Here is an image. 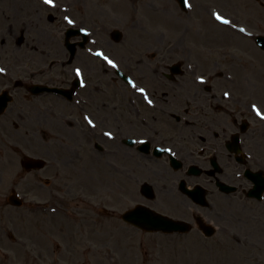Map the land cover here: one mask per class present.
Wrapping results in <instances>:
<instances>
[{
    "label": "flooded vegetation",
    "instance_id": "obj_1",
    "mask_svg": "<svg viewBox=\"0 0 264 264\" xmlns=\"http://www.w3.org/2000/svg\"><path fill=\"white\" fill-rule=\"evenodd\" d=\"M204 1L206 0H193L196 8L195 17L199 20L202 17L201 6ZM212 1L214 5H220ZM174 2L177 4L176 0ZM25 8L26 11L23 12ZM10 9L13 15L16 14V10L23 13L10 19L6 17V12ZM0 17L4 19V22L0 19V69H3L0 72V93L8 92L12 97L8 110L14 112L19 107L26 109L24 113L15 111L13 118L4 113V117H0V127L3 129L5 124L15 125L14 129H7L5 135L20 142L28 153L39 155L45 153L46 155L43 156H49L48 162L51 163L48 165L49 168H44L46 179H38L35 176L26 183L29 189L36 188L34 183L41 186L74 184V180L68 181L64 177H73L70 166H74L77 159L70 158V154L63 156L58 148L68 144L63 142V138L71 141L77 138L85 140L90 145L89 150L97 148L103 150L104 155H119L121 152L124 158L148 160L141 166L148 174H146L148 179L146 177L143 181L151 183L150 178L157 179L151 183L155 189V197L147 199L140 189L139 194L143 200L155 203L166 213L185 218L190 217L192 213L194 198L190 192L180 187L181 181H185L189 189L203 187L206 197H212L226 211L252 210L253 199L246 191L253 184L245 173L248 170L264 173V131L260 133L255 145L249 142V131L241 134L247 140V145H242L241 160L230 152L232 136L240 131L239 120L242 119L244 110L248 108V100L236 101L238 97L236 91L241 92L239 88L241 80L236 72L238 65H235L234 68L237 69L233 70L228 63H223L227 65L226 67L219 64V68H222L212 75L203 70L199 62L195 61L192 68L190 60L181 61L182 56L189 51L188 45L184 43L183 52L175 53V44L170 45V43L166 48L168 52L165 50L167 54L161 51L162 48L160 51L165 56L177 54L178 60L173 56L156 59L152 61L153 65L148 68L147 74H141L140 68L117 57L104 45L106 39L114 38L109 25L120 21L122 17L111 15L109 0H52L51 4H46L42 0H0ZM191 17L187 19L190 20ZM187 19L184 18V21ZM195 31L197 38L203 35V28L200 26ZM68 34L71 42L76 43L73 53L65 45ZM126 35L127 33L121 37L119 44L129 39ZM248 45L241 47L246 54L254 47L251 42ZM99 49L103 50L104 54ZM224 52L225 55L231 53ZM251 53L253 57L254 52ZM229 57L233 63H241L242 68L246 61L252 63V58H243L240 61L233 55ZM109 60L114 61L117 67H112L108 63ZM176 63L180 65L181 70L175 75ZM98 65H102L106 75H110L107 81L98 79L94 82L92 79ZM53 66H61L63 75L52 76ZM118 71L128 75L131 83L117 74ZM186 72L191 74L192 81L197 87L195 91L190 90L189 87L186 97H181L184 105L180 110H176L174 107L179 104L177 101L180 96L173 98L169 90H174V86L181 88L186 84L182 82L183 79L179 80ZM204 77L206 80L202 81ZM211 78H218L221 85L213 83ZM116 79L123 89L122 104L118 105L107 101L110 98L108 92L118 87ZM249 86L251 87L250 84ZM140 89L144 91L141 92ZM225 92L229 93L228 98L225 97ZM245 93H248V90ZM172 98L174 101H171ZM160 99H163L167 105L160 104ZM195 99L197 101H194ZM191 103L196 105L197 111L190 109ZM58 106L63 113L71 110L69 114L64 115V120L72 119L74 126L68 123V127L72 130L65 126H61L59 131L50 129L52 125L48 123V119L53 115L55 118L58 113L55 108ZM74 107L77 110L73 109ZM73 111L75 117L71 118ZM145 113L153 117L148 118ZM114 114H117L118 121L124 124H126V115L131 118H127L129 122L138 119L147 129H143L142 135H133L127 133L125 128H113L111 123L114 121ZM88 120L92 123L89 124ZM94 122L97 125L96 133L93 130ZM20 125L22 130L19 128ZM258 130L259 128L254 135L256 137ZM105 131H113L117 140L110 143ZM49 133L54 142L48 150H43L40 154L36 149V141L41 140L39 138H42L43 134L48 136ZM95 136L106 144L105 148L102 147V143H97V147L95 146L93 141ZM140 137L147 139L144 145L137 142ZM157 146H162L164 150L157 154ZM73 147L75 155L78 156L77 145L73 144ZM167 148L172 152L167 153ZM6 155L8 157H5L4 164L9 166L10 163H15L12 152L8 151ZM65 156L67 159L64 158ZM173 158L178 160V168L174 166ZM64 161H68L65 168L59 164ZM138 163L141 165V162ZM114 165L118 167L117 163ZM120 167L124 169L126 175V168L122 165ZM129 169L131 173L136 170V168ZM192 170L198 172L194 173ZM61 171L66 172L65 176ZM216 177L236 187V191L227 193L220 186H216ZM176 203L180 205L187 203L188 209H164L165 204ZM262 210L264 212V209Z\"/></svg>",
    "mask_w": 264,
    "mask_h": 264
},
{
    "label": "rangeland",
    "instance_id": "obj_2",
    "mask_svg": "<svg viewBox=\"0 0 264 264\" xmlns=\"http://www.w3.org/2000/svg\"><path fill=\"white\" fill-rule=\"evenodd\" d=\"M214 1L220 4L222 14L229 17V20H231L230 24L224 22L216 24L210 17H207L208 15L206 17L211 21H208L206 25L200 24L197 21L199 18L196 17H193L196 20L187 19L184 21L183 13L174 0H131L129 1L130 5L124 12L117 10L122 17L124 16L123 25L128 29L129 39L120 44L106 39L104 45L108 51L113 52L117 57L136 65L138 69L140 68L141 74H147L148 68H151L153 65L152 61L156 59H167L173 56L175 60H178L177 54L167 56L163 54H167V44H175V53L178 51L182 53V45L184 46L185 43L190 48L182 56L181 61H184V59L190 60L192 68H194L193 64L196 61L200 63L202 69L204 68L203 70L213 75L222 67L227 66L223 65V63L230 64L233 70H236L237 68L234 67L238 65L236 72L241 80V84L239 83L241 92L236 91V94L246 95L245 91L250 88L249 84L252 78L260 80V77H262V81L264 80V70L258 66H254L249 61H246L245 66L242 68L241 63H233L229 59L231 53L227 55H225V52L219 51L211 53L207 48H214L216 50L220 47L248 46L247 44H242V40L245 39L244 34L252 36V34L260 32L264 33V0ZM25 11L26 8L23 12ZM23 12L16 10V14L13 15L10 9L7 10L6 17L14 19L16 16L22 15ZM112 13L118 16L116 11H112ZM177 18L179 21H177ZM0 19L4 22L3 18L0 17ZM199 26L203 28L206 34L197 38L198 35L195 30ZM190 28L191 31L186 33V30ZM107 41L108 43H106ZM46 49H49V47H46ZM219 64H222L221 68H219ZM53 67L52 76L63 75L61 66ZM203 70L202 72H205ZM109 76L104 72L103 66L98 65L92 79L94 82H97L98 79L107 81ZM180 79H183L182 82L186 84L181 88L174 86V90L168 89L173 98L177 95L180 96L177 101L179 104L174 107L176 110H180L181 106L184 105L181 97H186V91L189 87L193 91L197 87L194 85L191 74L188 72L181 75ZM211 80L213 83L221 85L218 78H211ZM115 82H117L118 87L112 88L108 92L110 98L107 101L118 105L122 104L121 94L123 89L118 85L120 82L117 79ZM255 84L256 86L259 85L258 83ZM173 98L171 101H174ZM201 98L203 99V97ZM160 101V104L167 105L163 99H160ZM194 101H197V99ZM189 106L190 109L197 111L194 103H191ZM55 109L58 112L55 118L53 115L48 119V123L52 125L50 129L52 131H59L58 129L61 126H65L72 130L68 127V123H72L74 126L72 119L64 120V115L69 114L71 110H66L63 113L59 106ZM73 109L76 108L74 107ZM15 111L24 113L26 109L19 107ZM15 111L8 110L6 116H12L13 118ZM144 115L148 118L153 117L147 113ZM116 116L117 114H114V121L111 123V127L113 128H125L127 133L133 135H142L143 129H147L138 119L129 122L127 118L130 117L126 115V124H124V122L118 121ZM74 117L75 112L73 111L71 118ZM78 120H80L79 114ZM25 122L28 123V121ZM134 130H137V132H134ZM42 136V138H39L41 140L35 144L40 154L41 151L48 150L49 146L54 142L50 133L48 136L45 134ZM64 141L68 144H64L63 148H58L61 154L63 156L70 154V158L77 159L75 165L70 166L73 177H64L68 181L74 180V184L69 187L60 185L61 188H58L67 196L64 197L61 204L62 210L69 217H65V215H62L60 218L37 216V218L28 221L23 216H17V218L13 219V222L9 221L4 216L5 209L1 204L9 189H6V187L0 188V264H264V251L255 252L241 249L235 252L231 250H192V246H195L196 241L191 240V237L187 239V237L179 238L164 235L163 233L140 232L125 224L120 218L121 213L123 210L133 207L137 201L159 209V206L154 203H148L139 194L140 183L147 177L146 171L141 166L143 162H148V160L145 158H141L140 160L124 158L121 152L119 155H104L97 148L89 150L91 149L90 145L82 139L76 138L71 141L63 138ZM93 141L96 147L97 143H104L96 136L93 138ZM73 144L77 145L78 156L75 155ZM56 145L61 147L59 144ZM10 146L9 149L12 151L16 150L15 145L10 144ZM2 148L4 149V146L0 145V150ZM138 162H141V165ZM67 163L68 161H64L59 164L65 168ZM115 163H117L119 171L114 168ZM121 165L126 168V175L120 171L124 170L121 169ZM16 166H12L9 169L11 174L17 173ZM146 167L145 165L144 168ZM2 168L5 169V172H3L4 179L8 184L11 175L6 172L5 165ZM129 168H136V170H133L131 173V169ZM61 172L65 176L66 172ZM92 175L93 178H91ZM149 181L154 183L157 179L150 178ZM83 193L92 196L90 197L91 202L88 203L81 198ZM105 207L107 208L106 210ZM25 208H16L14 213L25 215ZM165 208L187 209L185 203L183 205H180V203L165 204ZM10 227H14L19 235L27 241L29 234L38 236L40 241L35 240L33 244L34 237H30L33 240L31 242L33 245L29 249H24V252L23 249H20L22 247L14 244L12 239L9 238L10 236H7L6 228L9 229ZM258 228L251 229L249 234L252 240L257 234L260 237V244L262 246L264 245V219H262V224L258 225ZM34 245H38V247ZM27 253L29 255L28 259ZM43 254L45 257L42 256ZM34 255L40 256V260L36 261L33 258L35 257Z\"/></svg>",
    "mask_w": 264,
    "mask_h": 264
},
{
    "label": "water",
    "instance_id": "obj_3",
    "mask_svg": "<svg viewBox=\"0 0 264 264\" xmlns=\"http://www.w3.org/2000/svg\"><path fill=\"white\" fill-rule=\"evenodd\" d=\"M152 213H154L153 211H152ZM128 216H130V214H128V215H125L124 217L127 219V220H135L136 222H138V224H139V226H141V227H143V228H145V229H147V230H155L156 231V229H158L159 227L158 226H155V225H149V227H147V226H145V225H143L140 221H137V219L136 218H131V217H128ZM152 219V221H159V222H161V223H164V224H166V225H169V226H172V223L171 222H169L168 220H165L164 218H162V217H157L156 218V216L154 217V218H151ZM169 229H176L175 227H169Z\"/></svg>",
    "mask_w": 264,
    "mask_h": 264
},
{
    "label": "snow or ice",
    "instance_id": "obj_4",
    "mask_svg": "<svg viewBox=\"0 0 264 264\" xmlns=\"http://www.w3.org/2000/svg\"><path fill=\"white\" fill-rule=\"evenodd\" d=\"M44 2H45L46 4H51V3H52V0H44ZM184 3H185V6L187 7V6H188V0H184ZM216 18H217L218 20H221V19H222V17H220L218 14H217ZM223 22H224V23H230V22L227 21V20H224ZM242 31H243V29H242ZM105 59H107V57H105ZM108 63H109V64H112V66L115 67V65L113 64V62H112L111 60H109ZM2 71H3V69H0V72H2ZM77 74L79 75V70H77ZM140 91L143 92L144 90H143V89H140ZM226 95H227V94H226ZM146 99H147V97H146ZM149 103H151V101H149ZM253 107H254V109H255V106H253ZM257 115H259V112H258V111H257ZM86 119H87V117H86ZM88 122H89V124L92 123L91 120H88ZM106 135H110V134H109V133H106Z\"/></svg>",
    "mask_w": 264,
    "mask_h": 264
}]
</instances>
